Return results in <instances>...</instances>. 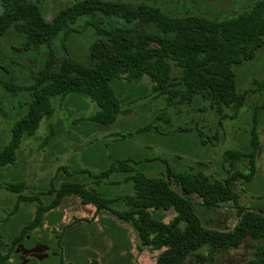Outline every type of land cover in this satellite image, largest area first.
<instances>
[{"label": "rangeland", "instance_id": "obj_1", "mask_svg": "<svg viewBox=\"0 0 264 264\" xmlns=\"http://www.w3.org/2000/svg\"><path fill=\"white\" fill-rule=\"evenodd\" d=\"M28 1L36 2L44 18L51 20L60 9L78 0ZM112 1L135 5L141 0ZM260 4L264 7V0H215L198 3L197 12L223 21L248 13ZM117 21L124 23L120 18L110 23ZM261 37V45L253 56L230 68L236 92L243 98L236 112L226 106L212 108L207 101L168 104L165 95L154 90V83L146 75L133 81L121 79L112 83L119 112L106 124L89 121V116L101 109L90 96L75 94L64 101L53 98L52 116L43 118L32 136L22 138L13 164L0 166L1 232L4 233L2 226L17 217L36 219L38 207L50 203L63 182L76 181L91 193L113 200L108 208H98L77 195H67L30 226L52 243L58 264L155 263L164 248L142 245L131 223L117 214L134 210L132 201L142 202L145 196L142 190L147 188H135L130 178L132 173L126 171L112 169L107 176L98 178L104 171L99 165V152L102 149L104 155L109 154L112 149L107 148L109 143H127L130 152H140L150 158L146 175L163 178L204 227L231 230L245 210L264 216V35ZM10 42H13L10 37L1 41L7 49L5 57L21 62V58L9 52ZM74 45L76 56L85 58L86 41H77ZM171 64L172 80H178L184 70ZM4 79L6 73L0 70V80ZM14 89L13 83H0V145L7 141L12 122L22 114L17 108L20 97L14 98ZM252 132L258 138L253 171L248 158L237 154L243 151ZM184 170L200 172L211 180L228 178L236 198L205 205L198 195L184 191L174 182L171 173ZM15 179L25 182L23 195L37 194L40 201L19 200L18 194L8 191L3 183ZM141 209L164 224L180 215L174 206ZM178 226L183 228L185 222L181 221ZM7 241L6 235L0 234V242ZM261 244L264 241L246 234L239 246L217 251L212 259L202 257L208 252L207 247H202L190 253L181 264H252L259 258Z\"/></svg>", "mask_w": 264, "mask_h": 264}, {"label": "trees", "instance_id": "obj_2", "mask_svg": "<svg viewBox=\"0 0 264 264\" xmlns=\"http://www.w3.org/2000/svg\"><path fill=\"white\" fill-rule=\"evenodd\" d=\"M200 2L141 0L128 5L122 1L78 0L46 20L36 2L0 0V70L6 73V79L0 83L14 84L13 95L20 97L17 108L22 110L11 124L7 141L0 145V166L13 164L22 138L32 136L41 120L52 116L55 97L64 101L75 94L90 96L101 109L90 115L89 121L103 124L113 121L119 112V102L112 83L121 79L133 81L148 76L154 90L165 95L168 104L207 101L212 108L226 106L236 112L243 98L236 92L230 68L242 59L251 58L261 45L264 7L260 4L237 18L218 21L197 12ZM116 18L124 23H110ZM5 37L13 39L9 52L21 58V62L5 57L7 49L1 44ZM77 41H86L83 59L76 56ZM171 63L184 70L178 80H172ZM257 145V135L252 132L243 151L237 153L248 158L251 171ZM108 147L112 148L109 154L104 155L102 149L99 152V165L104 171L98 178L107 176L112 169L126 171L132 173L130 178L135 188H147L142 190L145 195L142 202L132 201L134 210L117 214L131 223L142 245L164 248L153 264H181L190 253L202 247L208 251L202 257L212 259L217 251L239 246L246 234L264 241V216L245 210L231 230L204 227L163 178L146 175L150 158L140 152H130L127 143H109ZM171 175L177 185L198 195L207 206L236 198L228 178L211 180L200 172L187 170ZM3 184L8 191L18 194L19 200L40 201L37 194H22L25 188L22 179ZM67 195H77L98 208H108L113 200L91 193L80 182L65 181L50 203L38 207L36 219L17 217L6 225L34 226ZM147 206H174L180 215L164 224L141 209ZM181 221L185 222L183 228L178 226ZM258 257L252 264H264V244L258 249Z\"/></svg>", "mask_w": 264, "mask_h": 264}, {"label": "flooded vegetation", "instance_id": "obj_3", "mask_svg": "<svg viewBox=\"0 0 264 264\" xmlns=\"http://www.w3.org/2000/svg\"><path fill=\"white\" fill-rule=\"evenodd\" d=\"M203 4L215 0H200ZM0 234L8 241L0 242V264H58L52 243L32 227L2 226Z\"/></svg>", "mask_w": 264, "mask_h": 264}]
</instances>
